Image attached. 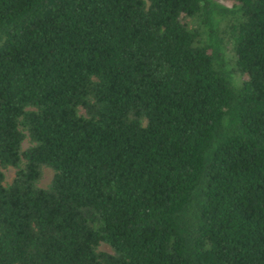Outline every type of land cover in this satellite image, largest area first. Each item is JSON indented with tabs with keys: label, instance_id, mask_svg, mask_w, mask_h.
I'll return each instance as SVG.
<instances>
[{
	"label": "trees",
	"instance_id": "obj_1",
	"mask_svg": "<svg viewBox=\"0 0 264 264\" xmlns=\"http://www.w3.org/2000/svg\"><path fill=\"white\" fill-rule=\"evenodd\" d=\"M225 1L0 0V264H264V0Z\"/></svg>",
	"mask_w": 264,
	"mask_h": 264
},
{
	"label": "rangeland",
	"instance_id": "obj_2",
	"mask_svg": "<svg viewBox=\"0 0 264 264\" xmlns=\"http://www.w3.org/2000/svg\"><path fill=\"white\" fill-rule=\"evenodd\" d=\"M224 3H228V2H226V1L224 0ZM235 77H236V75H234V78H235ZM238 80H239V79H238ZM234 82H235V81H234ZM239 82H240V80L238 81V83H239ZM27 145H28V143L25 141V142H24V146H27ZM14 171H15V170H14L13 168H7V169H4V173H5V175H6V178H7V179H10V178L13 176ZM49 176H50V172L46 169L45 172H44L43 179H42V181H41V184H42V185H44V184L48 181ZM101 248L108 250V247H107L106 245H102Z\"/></svg>",
	"mask_w": 264,
	"mask_h": 264
}]
</instances>
